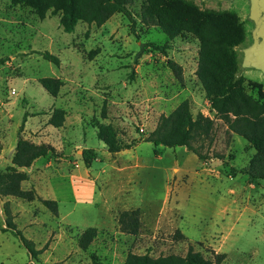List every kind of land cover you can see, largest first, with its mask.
Here are the masks:
<instances>
[{
	"label": "rangeland",
	"instance_id": "obj_1",
	"mask_svg": "<svg viewBox=\"0 0 264 264\" xmlns=\"http://www.w3.org/2000/svg\"><path fill=\"white\" fill-rule=\"evenodd\" d=\"M185 1L192 4L190 16L237 14L246 40L235 49V81L261 101L264 76L239 67L250 29L244 3ZM149 2L127 0L131 17L118 13L100 27L79 22L68 34L59 15L48 14L41 21L30 7L0 0V172L10 165L24 113L29 116L21 136L56 146L62 156L47 159L49 165H43L46 158L36 160L23 184L26 190L41 188L39 181L48 176L43 189L35 192L57 202V216L38 201L0 198L1 228L7 202L17 229L42 250L31 258L16 237L0 228V264H123L128 253L185 255L188 245L205 258L212 251L225 254L222 264H264V182L250 189L246 175H227L230 167L246 169L255 151L216 117L196 77L198 40L187 32L168 39L144 13ZM42 52L58 57L60 65L46 61ZM168 62L180 67V80ZM44 77L63 81L57 97L38 83ZM184 100L193 118L201 114L213 121L210 152L223 155L227 165L217 159L201 162L185 148L159 146L155 156V146L142 141L161 115ZM56 108L66 115L63 126L54 129L48 120ZM103 110L106 119L101 118ZM99 123L112 124L121 143H136L123 157L109 154L96 137ZM83 149L97 154L88 173ZM134 154L141 159L135 169L130 158ZM74 175L86 180L75 182L77 197L69 185ZM131 210L138 211L140 223L135 235L122 232L117 222L122 211ZM87 228H95L96 235L82 251L78 241Z\"/></svg>",
	"mask_w": 264,
	"mask_h": 264
},
{
	"label": "trees",
	"instance_id": "obj_2",
	"mask_svg": "<svg viewBox=\"0 0 264 264\" xmlns=\"http://www.w3.org/2000/svg\"><path fill=\"white\" fill-rule=\"evenodd\" d=\"M13 5L30 7L39 20L47 15L60 16L59 24L64 33H73L79 22L88 26L100 27L115 14L121 13L131 17L127 8V0H11ZM190 2L185 0H150L144 13L153 18L168 39H174L183 32L191 33L199 43L196 77L199 80L216 117L222 120L227 130L244 139L254 149L248 166L242 171L230 167L228 176L235 177L237 173L246 175L250 185L258 186L264 182V97L256 101L248 96L236 84L235 75L238 72V54L236 48L246 40L244 24L233 11H209L200 16H190ZM155 49L164 51L152 45ZM42 57L58 67L60 60L49 52H42ZM139 55V54H138ZM168 67L175 78L181 79V70L173 62ZM38 83L52 97H57L64 86L61 79L55 77L39 78ZM65 111L56 108L52 111L48 125L57 129L63 126ZM28 113L23 114L18 128V139L12 153L10 165L0 172V198L14 197L26 202L38 201L53 216L58 215V204L54 200L42 199L35 190L22 188V183L28 180L26 170L39 158L60 159L50 144H35L24 139V131ZM102 119H106L105 110ZM96 137L101 141L109 154L131 149L136 142L123 144L118 139V131L112 124L99 123ZM213 121L203 115L193 118L187 100L179 103L168 115H161L155 129L142 141L155 146L154 154L158 156L157 147L185 148L201 162L210 159L223 161L220 154H211L213 141ZM206 143V146L204 145ZM2 144L0 142V154ZM81 158L86 168L91 167L97 154L93 149H83ZM3 232H10L18 239L27 254L35 259L42 250H37L31 240L25 238L13 221L7 202L4 205ZM118 225L122 232L135 235L139 230L138 211H122L118 216ZM96 235L95 228H87L80 236L78 246L86 251ZM181 239L183 236L181 234ZM225 254L211 252V258H205L200 252L188 245L185 255H137L128 253L123 264H222Z\"/></svg>",
	"mask_w": 264,
	"mask_h": 264
},
{
	"label": "water",
	"instance_id": "obj_3",
	"mask_svg": "<svg viewBox=\"0 0 264 264\" xmlns=\"http://www.w3.org/2000/svg\"><path fill=\"white\" fill-rule=\"evenodd\" d=\"M218 4H233L242 1L246 9L245 21L250 29L247 32L248 41L240 49L239 67L251 70L264 76V0H198Z\"/></svg>",
	"mask_w": 264,
	"mask_h": 264
},
{
	"label": "crops",
	"instance_id": "obj_4",
	"mask_svg": "<svg viewBox=\"0 0 264 264\" xmlns=\"http://www.w3.org/2000/svg\"><path fill=\"white\" fill-rule=\"evenodd\" d=\"M55 129V128H54ZM45 144H48V143H45ZM51 145V144H50ZM52 146V145H51ZM54 147V146H53ZM55 148V150L57 149L56 148V146L54 147ZM127 150H124V151H120V152H118V153H116V154H118V156L117 157H123V156H125L126 154H127V152H126ZM130 158L132 159V164L134 165L132 168H136L137 167V165H139V164H141V159L138 157V156H136L135 154L134 155H130ZM47 159L48 158H46V160H45V162L43 163V165H45V163H46V165H49V163L48 162H46L47 161ZM38 160V159H37ZM35 163V162H34ZM32 164V166H31V168L30 169H32L34 166H36L35 164ZM84 165V164H83ZM85 167V166H84ZM30 169H28V171L30 170ZM89 171H91V167L90 168H86L85 167V173H88ZM81 172V171H80ZM88 175V174H87ZM82 177V176H81ZM80 176H76V175H74V177H72L71 178V180H70V183H69V185H71L72 184V188H73V193L75 194V196L77 197L78 195H79V192H78V187L75 185V182H77V181H86V180H84V179H82ZM47 179H48V176L45 178V180H43V181H45V182H43L42 180L41 181H39L41 184H40V187L41 188H39V187H37V186H34V190L35 191H37L38 189H43V187H44V185H45V183H46V181H47ZM27 181H25V182H23L22 183V188H23V184L24 183H26ZM91 183H93V184H90V187H92L91 189L93 190V188L96 186V184L94 183V182H92L91 181ZM74 185V186H73ZM93 185V186H92ZM248 187L250 188V189H252L253 187H252V185H248ZM24 189V188H23ZM26 190V189H25ZM92 190H91V192H90V194L92 193ZM95 191H96V189H94V195L96 194L95 193ZM93 194V193H92ZM37 196L38 197H40V198H42V199H44L41 195H38L37 194ZM103 196H104V194L103 193H100L99 194V197H101V199H103ZM75 197V198H76ZM238 199H240L241 200V198L240 197H238ZM52 200V199H51ZM56 200V199H55ZM96 199H91V202L92 201H95ZM32 202H35V201H32Z\"/></svg>",
	"mask_w": 264,
	"mask_h": 264
}]
</instances>
